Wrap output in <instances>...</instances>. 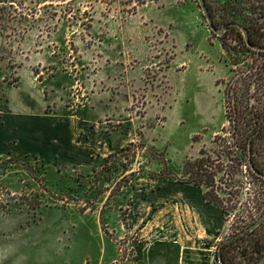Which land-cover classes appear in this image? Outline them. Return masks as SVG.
Masks as SVG:
<instances>
[{
    "label": "rangeland",
    "instance_id": "1",
    "mask_svg": "<svg viewBox=\"0 0 264 264\" xmlns=\"http://www.w3.org/2000/svg\"><path fill=\"white\" fill-rule=\"evenodd\" d=\"M0 10V97L22 92L30 70L36 109L94 121L115 140L87 165L0 157V264H97L102 235L83 212L98 211L109 252L128 227L137 180L187 179V159L216 170L215 186L204 187L227 211V237L264 212V178L227 116L234 88L248 82L243 71L264 63L258 53L237 59L242 31L216 34L198 0H0ZM258 85L251 104L264 100ZM256 151L264 165V132ZM259 237L264 223L231 244L236 260L253 264Z\"/></svg>",
    "mask_w": 264,
    "mask_h": 264
},
{
    "label": "crops",
    "instance_id": "2",
    "mask_svg": "<svg viewBox=\"0 0 264 264\" xmlns=\"http://www.w3.org/2000/svg\"><path fill=\"white\" fill-rule=\"evenodd\" d=\"M24 78L26 82L22 75L19 80L26 87L22 92L21 86H13L8 97H0V157L60 158L87 165L99 151L106 156L114 150L110 132L97 130L94 121L36 109L34 74L27 70ZM205 192L204 185L176 178L140 177L128 227L119 225L109 252L98 211H84L95 215L102 235L97 264H222L218 244L228 236L230 221L223 207L207 201Z\"/></svg>",
    "mask_w": 264,
    "mask_h": 264
},
{
    "label": "trees",
    "instance_id": "3",
    "mask_svg": "<svg viewBox=\"0 0 264 264\" xmlns=\"http://www.w3.org/2000/svg\"><path fill=\"white\" fill-rule=\"evenodd\" d=\"M209 8L213 14L214 22L216 25L220 26L222 23H228L232 21H240L244 23L249 31L251 41L253 43L264 44V0H224L223 2H217L215 6H212L207 1ZM1 11V10H0ZM2 13V12H0ZM1 17V16H0ZM231 30H238L242 31L238 26H230L222 35L223 38L225 34ZM243 34V33H242ZM244 37V35H243ZM241 48L239 49V56L237 59L244 54L248 53H258L259 55L264 56V50H255L251 48L245 39L241 41ZM224 47L229 49H235L236 46H232L230 43L223 41ZM232 72L235 70L232 68ZM246 74L247 84L243 88H234V93L232 94L235 102L234 111L229 110L230 107L227 109V116L230 122H235V129L238 128L243 132V140L248 149V158H249V142L251 136L259 129V131L252 139V147H253V161L255 166L264 171V165L258 159L257 151H256V141L257 138L264 132V100L262 96H257L256 103L251 104L250 95L251 92V84L254 81H258L259 85L257 86V91H261L264 89V63L263 64H252L247 68V70L243 71ZM225 96L227 102H229L228 97H231L229 88L225 90ZM231 101V98H230ZM239 103V105H238ZM237 105V106H236ZM204 152V151H203ZM112 155V154H110ZM204 157H198L193 160L187 159L184 162L183 170L189 174L187 179L179 180L183 182H192L198 185H210L212 187L215 186V174L216 170L212 169L211 164H208ZM250 166V165H249ZM218 170V169H217ZM220 170V169H219ZM256 177H261L254 173ZM152 177H162V176H152ZM166 178V177H163ZM264 178V177H261ZM44 190L48 191L47 187H43ZM205 197L209 202H215L217 205L223 207L220 203H218L213 197H210L209 190H206ZM224 208V207H223ZM87 208H84L86 210ZM263 213V212H262ZM261 213V214H262ZM259 217V216H258ZM252 223V222H251ZM264 221L260 224L262 225ZM259 225V226H260ZM254 228L253 230L246 232L245 234L240 235L239 237H235L227 242H225L221 247V255L226 264H241L238 260H236L235 256L230 251L231 244L237 239L244 238L258 230V227ZM220 243L218 244V248ZM255 251L259 254L263 253L264 250V240L262 237H259L255 240ZM263 254L261 256H263ZM257 256L256 260L253 264L261 257Z\"/></svg>",
    "mask_w": 264,
    "mask_h": 264
},
{
    "label": "water",
    "instance_id": "4",
    "mask_svg": "<svg viewBox=\"0 0 264 264\" xmlns=\"http://www.w3.org/2000/svg\"><path fill=\"white\" fill-rule=\"evenodd\" d=\"M198 3L207 19V22L210 26V28L218 35H222L230 26H238L241 30H242V33L244 35V39L245 41L247 42V44L255 49V50H264V44H258V43H253L251 41V37H250V31L248 29V27L240 22V21H232V22H228V23H225L221 26H218L215 24L214 22V18H213V14L209 8V5L207 3V0H198ZM261 131V129L257 130L252 136H251V139H250V142H249V165H250V168L253 170L254 173H256L257 175L261 176V177H264V171H261L259 170L255 164H254V161H253V147H252V139L253 137L259 132ZM264 221V212L262 214H260V216L254 220L252 223H250L248 226H246L244 229H242L240 232L234 234L233 236H229V237H226L225 239H223L221 242H220V246L218 248V255H219V260L221 261L222 264H226L222 258V255H221V247L222 245L235 238V237H239L240 235L242 234H245L246 232H249L251 230H253L254 228H256L257 226H259L262 222ZM264 263V254L263 256H261L254 264H263Z\"/></svg>",
    "mask_w": 264,
    "mask_h": 264
}]
</instances>
